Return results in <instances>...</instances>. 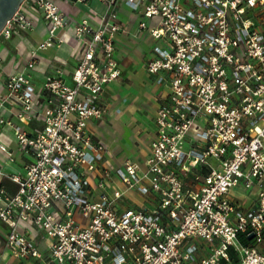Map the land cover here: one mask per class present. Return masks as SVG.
Returning a JSON list of instances; mask_svg holds the SVG:
<instances>
[{
  "label": "built area",
  "instance_id": "1",
  "mask_svg": "<svg viewBox=\"0 0 264 264\" xmlns=\"http://www.w3.org/2000/svg\"><path fill=\"white\" fill-rule=\"evenodd\" d=\"M29 1L0 35L32 27L15 23L35 8ZM100 1L104 12L91 9L74 27L73 84L58 73L38 88L36 50L2 83L0 132L11 126L30 159L8 174L15 190L0 183V264H264V0H125L160 41L145 66L170 93L144 166L119 167L105 163L108 148L89 127L107 110L105 86L123 73L119 0ZM35 3L48 24L37 48L60 44L68 13L56 0ZM6 102L18 122L3 115ZM33 119L43 126L30 133L23 124ZM0 151L14 159L2 141ZM130 190L156 202L125 207ZM242 190L253 207L238 205Z\"/></svg>",
  "mask_w": 264,
  "mask_h": 264
},
{
  "label": "crops",
  "instance_id": "2",
  "mask_svg": "<svg viewBox=\"0 0 264 264\" xmlns=\"http://www.w3.org/2000/svg\"><path fill=\"white\" fill-rule=\"evenodd\" d=\"M58 2L67 13H72V16H74L76 20L88 15L91 12V9L100 13L105 10V5L100 0H59ZM124 2L125 0L118 1V18L124 28L120 30L119 37L116 40V57L120 62L123 73L119 79L105 86L103 98L106 101L107 109L109 107L111 111L109 113L110 118L104 121L118 119L123 129H127V126L132 123L134 124V127L131 131L128 129V131L123 132L120 138L107 131L103 134L101 131V135L110 142L108 143L101 138L97 130L94 131L92 129L94 128L92 124L98 122L100 119H92L89 122V127L95 138L99 139L107 146L108 152L105 163L112 167L122 166L127 160L136 161L144 166L145 160L151 153V141L156 132L155 117L157 110L159 106L169 97L170 93L167 81L163 80L160 82L158 80L159 75L149 73L145 66L150 59L155 57L156 53L153 48L160 41L156 40L150 34L148 28H139V21L143 17L141 8L133 9L129 4L126 5ZM147 23L148 26H150L153 22L148 19ZM36 24L37 25H34L33 28L20 35L18 38L19 45L16 47L14 46L11 55H9L10 57L8 61L4 63L3 74L0 73V90L2 88V83L7 78V73L22 69L33 50H36L37 52V60L35 66L31 70V73L38 88L43 89V83L48 75L58 73H61L68 83L73 84L72 72L75 69L79 58L77 52L78 48H75L76 37L74 36V27L71 26L58 30V34H60L62 38L64 37L62 43L39 50L37 46L42 40H44V38H46L47 30L45 26L41 24L38 25L39 23ZM141 39L144 41L141 42ZM120 48L126 50V54L123 58L122 53L119 51ZM138 49L143 51L142 54L144 53V57L143 55L142 57H139L140 59H138V63L140 64L139 67L143 68V71L146 73L150 81L147 85V89L150 97L154 98V115L153 118L149 115L145 116L146 119L148 118L152 121V125H148L145 129V133H147V139L149 141V148L147 146L136 150L137 146L135 148L132 141L135 140L142 142L141 137L137 133L135 134V132L136 129L140 128L139 125L142 124L144 119L141 114L144 115L146 110L145 104H136L135 102L132 103L133 99L139 98V91L138 86L129 83L134 79L135 74H141L142 72V70L135 72V70L131 68V66L137 68V64H135L136 62L133 59V56H135L136 59V52ZM6 51V54H9L10 48ZM74 53L76 54L75 57L73 56ZM139 54H141V52ZM121 80H126L127 83H121ZM43 93L46 94L47 90L44 89ZM6 106L7 109L3 110V115L6 118H11L18 122L16 117L8 108L11 106L10 103L6 102ZM102 124L103 122L99 123L98 126L104 130ZM23 126L28 132L32 133L37 128L42 127L43 122L33 119L28 124H23ZM106 133L109 134L108 137H106ZM0 141L6 143L14 154V159L10 160L7 158L5 153L0 151V183L4 184L10 190H15L17 185L8 177V174L23 171L25 164L30 159V153L19 145L15 130L7 124L3 125L1 128ZM112 146L114 147L112 148ZM130 149L133 150V153H126ZM196 171L206 173L208 172V168L206 166H198ZM192 180L193 174H189L187 182H191ZM236 199L238 205H240L243 209L251 208L256 203L255 196L250 191H240L237 193ZM122 202L125 207L151 206L152 203L156 202V198L153 193L145 194L138 190H130L125 193ZM244 238L245 237H241L242 240ZM260 248L264 250V243L261 244ZM205 253H202L201 251L202 255Z\"/></svg>",
  "mask_w": 264,
  "mask_h": 264
},
{
  "label": "rangeland",
  "instance_id": "3",
  "mask_svg": "<svg viewBox=\"0 0 264 264\" xmlns=\"http://www.w3.org/2000/svg\"><path fill=\"white\" fill-rule=\"evenodd\" d=\"M56 1L58 2L59 0H56ZM124 3L126 5L128 4L126 1ZM30 4H33L35 8H32L30 6H25L15 23L22 26V25H26V20H29V21L31 20L32 27L25 28L23 30L22 29L18 30L17 32H14L10 37H5L4 35H0V73L1 74H3L4 63H6L8 61V59L10 57L9 55H11V53H12V49H14V46L16 47L19 45L18 38L20 37L21 34H24L29 29L33 28L34 25H37L36 23H39L38 25L41 24V25L45 26L46 30H48V24L44 18V9H43L44 7H42L41 4H39V3L38 4L35 3V0H30L29 5ZM122 12H123V10H122ZM72 15H73L72 13H68L69 19H68L67 24L64 28L71 27V26L75 27L78 20H76L74 18V16H72ZM119 33H120V31L117 33V38L119 37ZM58 36L62 37L60 34H58ZM74 36L76 37V47L75 48L77 49L79 47L80 42H79V38H78L75 31H74ZM63 39H64V37H63ZM141 40H142L141 42L144 41L143 39H141ZM54 44L56 45L57 42L54 41ZM9 48H10L9 54H6V52H7L6 50H9ZM39 50H42V49H39ZM119 51L122 53V58H123L126 54V50L123 48L122 49L120 48ZM138 51H139V53L141 52V54H139ZM138 51L136 52V59H135V56H133V59L136 62L135 64H137V68L132 67V66H131V68H133L135 70V72H137L138 70H142V72H141V74H135L134 79L131 80L129 83L138 86V91H139V98L133 99L132 103H134V102L136 104H142L143 103L146 106V110H145L144 115L141 114L144 117V119L142 121V124L139 125L140 128L136 129V132H135V134L137 133L141 137L142 142H138L135 140L132 141L134 143V147L136 148V146H137L136 150L137 149L139 150L141 148L148 146L149 141L147 139V133H145L146 132L145 129L148 125L149 126L152 125V121L148 118L146 119L145 116L149 115L151 118H153V115H154V106H153L154 98L150 97L149 91L147 89V85L150 81H149V78L146 75V73L143 71V68L139 67L140 64L138 63V61H139L138 59H140L139 57L140 56L142 57V55L144 57V53L142 54L143 51H141L140 49H138ZM73 56L75 57L76 54L74 53ZM121 81H122L121 83H127L126 80H121ZM110 111H111V109H109V107H108V109L104 113L103 117L100 118V120H98V122H95L92 124L94 127L92 129L94 131L97 130V132L101 136V138L104 139L105 141H107L108 143H110V142L107 139H105V137H103L101 135V131L103 134L107 131V132L111 133L112 135H116L118 138H120V136L122 135L123 132L128 131V129L131 131V129H133V127H134V124L132 123V124H129L127 126V129H123V127H121L118 119H112L110 121H104V120L110 118V116H109ZM111 118H114V117H111ZM101 122H103L102 126H103L105 131L102 130L101 127L98 126V124ZM108 136H109V134L106 133V137H108ZM114 146H112V148ZM148 148H149V146H148ZM126 153H133V150L130 149ZM201 249H202V253L206 252V249L204 248L203 244L201 245Z\"/></svg>",
  "mask_w": 264,
  "mask_h": 264
},
{
  "label": "water",
  "instance_id": "4",
  "mask_svg": "<svg viewBox=\"0 0 264 264\" xmlns=\"http://www.w3.org/2000/svg\"><path fill=\"white\" fill-rule=\"evenodd\" d=\"M23 1L24 0H0V33L7 21L11 19L20 8Z\"/></svg>",
  "mask_w": 264,
  "mask_h": 264
},
{
  "label": "trees",
  "instance_id": "5",
  "mask_svg": "<svg viewBox=\"0 0 264 264\" xmlns=\"http://www.w3.org/2000/svg\"><path fill=\"white\" fill-rule=\"evenodd\" d=\"M242 241H243L244 243H250V242H252V241H249V240H248V237H245Z\"/></svg>",
  "mask_w": 264,
  "mask_h": 264
}]
</instances>
